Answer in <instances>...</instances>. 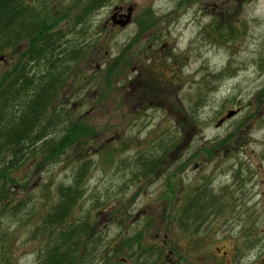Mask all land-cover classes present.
<instances>
[{
	"label": "rangeland",
	"instance_id": "374dc122",
	"mask_svg": "<svg viewBox=\"0 0 264 264\" xmlns=\"http://www.w3.org/2000/svg\"><path fill=\"white\" fill-rule=\"evenodd\" d=\"M32 1L79 48L51 113L85 127L55 159L35 151L11 171L0 264H41L35 228L81 164L67 221L100 237L89 264L251 260L264 238V0H106L83 17L88 0ZM116 5L132 7L120 28L104 22ZM0 43L1 76L24 43Z\"/></svg>",
	"mask_w": 264,
	"mask_h": 264
},
{
	"label": "trees",
	"instance_id": "16d2710c",
	"mask_svg": "<svg viewBox=\"0 0 264 264\" xmlns=\"http://www.w3.org/2000/svg\"><path fill=\"white\" fill-rule=\"evenodd\" d=\"M104 1L88 0L85 12ZM22 5L21 0H0V41H5L4 45L8 39L19 37L25 22ZM40 21L35 23L30 44L20 59L0 76V205L3 208L8 203L6 191L10 190L11 171L20 166L28 153L33 155L36 151L45 159H55L85 127L79 122L67 123L70 113L65 112L63 118L51 113L58 93L67 79L71 81V64L76 62L79 48L66 50L50 22L46 18ZM14 44L17 43L14 41ZM56 131L63 133L58 139ZM147 163L152 170L154 162ZM85 168L81 164L72 174L71 186L57 188L56 201L35 228L48 237L41 252V264H89L93 247L101 244L100 237L90 232L91 225L86 220L67 221L82 194L79 180ZM145 173L143 170L142 174ZM132 242L134 238L130 236L116 244H119L118 250L125 251L131 248ZM141 244L137 246L144 249ZM104 264H108L107 259Z\"/></svg>",
	"mask_w": 264,
	"mask_h": 264
},
{
	"label": "flooded vegetation",
	"instance_id": "af4514ba",
	"mask_svg": "<svg viewBox=\"0 0 264 264\" xmlns=\"http://www.w3.org/2000/svg\"><path fill=\"white\" fill-rule=\"evenodd\" d=\"M21 4H23L22 5V10H23V14H24V19L23 20L25 22H23V24H22L21 31H19V34H18L19 37H17V39L19 38L21 40H20V42L19 41L17 42L15 47H17L18 45L24 43V46L22 48H20L21 51L23 52L25 50V48H27L29 46V44H30V36L32 35V33H34V28L33 27H34L35 23L39 22V24H40V22H41L40 19H42V18L39 16V13H38L39 10L36 8V6H34L32 0H21ZM86 4L84 6H82L81 9L78 11V13L76 15L77 17H81V16L83 17L84 16V13H86L85 11H86V8H87ZM103 4H105V3H103ZM103 4L99 5V7H101ZM96 7H98V6H96ZM123 8L124 7H121L120 5L109 7L108 8V10H109L108 18H105L104 22L106 24L110 23V26L119 27V28L129 24L131 17L129 19V22H127L123 26L119 25V22H121L125 18L124 14L126 13V9L130 8V13L132 12V7L127 6V7H125V10ZM66 15H67V12H64L60 16L64 18V17H66ZM53 18L54 19H51V21H50L51 29L53 31H55L56 34H59L61 45L65 46L66 42L64 40L66 39L65 36L67 35V33H63L60 29H55V27L57 26V20H60V19L57 18V16H55V17L53 16ZM75 19L78 20V18H75ZM30 21H35V22H30ZM8 38H10V37H8ZM7 43H8L7 46L14 44L13 41H8ZM79 47H82V46L79 45ZM1 60H3V58ZM10 69L11 68H8V70H10ZM262 194H264V193H262ZM201 217L202 216H200V219H201ZM261 243L263 245L259 249L258 253L256 255H254V256L252 255L251 256V260H247L246 259L243 264H264V238H262V240L259 241L260 245H261ZM230 246H231V248L233 247L232 245H230ZM169 253H170V251H168L167 255ZM224 254H226V256L222 257V258H224V260H226L224 263H230V261H232V259H234L235 262H236V261L239 260L238 258H240L239 256L237 258H236V256L233 257L234 254H229V253H228L229 254L228 255L229 258H225V257H227V253L225 252ZM166 260L168 261L169 258H166ZM159 261H160L161 264H165L164 262H161L162 260H159Z\"/></svg>",
	"mask_w": 264,
	"mask_h": 264
},
{
	"label": "water",
	"instance_id": "95a60500",
	"mask_svg": "<svg viewBox=\"0 0 264 264\" xmlns=\"http://www.w3.org/2000/svg\"><path fill=\"white\" fill-rule=\"evenodd\" d=\"M124 17L125 18L121 22H119V25L120 26H123L124 24H126L129 21V19H130V8H127L126 9V13L124 14ZM0 59H1V56H0ZM234 112H235L234 109L233 110H228L225 113L224 118H229V117L233 116L234 115ZM220 121H222V119H220L219 122Z\"/></svg>",
	"mask_w": 264,
	"mask_h": 264
}]
</instances>
